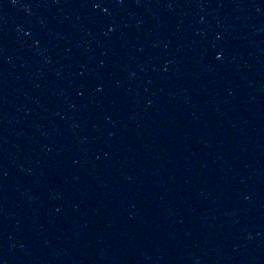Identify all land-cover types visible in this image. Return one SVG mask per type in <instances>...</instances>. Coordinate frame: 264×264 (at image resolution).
<instances>
[{"label":"water","instance_id":"water-1","mask_svg":"<svg viewBox=\"0 0 264 264\" xmlns=\"http://www.w3.org/2000/svg\"><path fill=\"white\" fill-rule=\"evenodd\" d=\"M0 264H264V0H0Z\"/></svg>","mask_w":264,"mask_h":264}]
</instances>
